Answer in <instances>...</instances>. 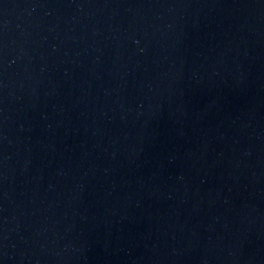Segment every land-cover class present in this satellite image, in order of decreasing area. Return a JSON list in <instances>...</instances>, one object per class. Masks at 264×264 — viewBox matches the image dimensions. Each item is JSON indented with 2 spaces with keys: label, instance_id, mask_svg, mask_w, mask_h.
I'll return each mask as SVG.
<instances>
[{
  "label": "water",
  "instance_id": "water-1",
  "mask_svg": "<svg viewBox=\"0 0 264 264\" xmlns=\"http://www.w3.org/2000/svg\"><path fill=\"white\" fill-rule=\"evenodd\" d=\"M0 264H264V0H0Z\"/></svg>",
  "mask_w": 264,
  "mask_h": 264
}]
</instances>
